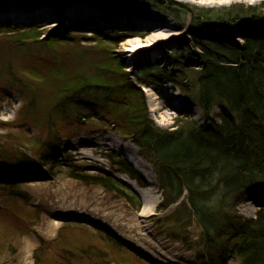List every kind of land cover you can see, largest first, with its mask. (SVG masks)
Returning a JSON list of instances; mask_svg holds the SVG:
<instances>
[{
  "label": "trees",
  "instance_id": "16d2710c",
  "mask_svg": "<svg viewBox=\"0 0 264 264\" xmlns=\"http://www.w3.org/2000/svg\"><path fill=\"white\" fill-rule=\"evenodd\" d=\"M53 1L63 8L79 0ZM83 1L106 7L122 5L129 14L154 13L176 21L182 15L190 16V25L181 30L187 29L192 43L173 51L164 66L159 61L148 62L128 72L125 60L114 56V44L105 33L93 34L87 39L90 43L83 45L82 38L73 33L45 35L35 22L27 28L0 27V49L9 61L14 60L13 65L7 62L0 68V82L4 79L13 89L17 87L24 124L31 123L39 131L32 140L20 141L18 149L0 139V168L20 175L37 170L41 163H53L48 174L54 176L62 137L112 129L134 144L152 166L162 195L158 210L175 207L165 217L173 239L187 242V230L195 223L200 229L196 247L206 264H230L232 260L264 264V209L255 218L237 211L250 191L264 188V1L257 6L237 3L210 9L183 6L175 0ZM208 29L237 34L242 44L207 38ZM29 56L39 58L16 68ZM30 80H37L38 87ZM163 80L199 106L201 123L186 116L175 121L173 130H164L151 120L143 88L160 86ZM218 107L222 113H217ZM0 129L6 130L1 122ZM24 146L32 153L25 152ZM106 157L116 173L149 187L125 158L113 153ZM70 177L117 193L136 211L143 208L131 189L107 173L90 176L72 171ZM22 184L20 179H0V212L17 211L37 221L38 212L13 209L31 200ZM100 234L120 263L129 261L125 253L135 256L114 238ZM4 238L0 232V256L11 246L10 241L4 245ZM59 242L66 250L55 264H114L107 260L111 254L105 248H76L67 238ZM43 252L41 244L36 264L42 263L44 256L37 258Z\"/></svg>",
  "mask_w": 264,
  "mask_h": 264
},
{
  "label": "rangeland",
  "instance_id": "374dc122",
  "mask_svg": "<svg viewBox=\"0 0 264 264\" xmlns=\"http://www.w3.org/2000/svg\"><path fill=\"white\" fill-rule=\"evenodd\" d=\"M175 1L183 6L210 9L229 7L237 3L246 6H257L264 0ZM67 6H64L63 10L57 7L56 13L60 18L62 17L61 20L57 19L59 20L57 28L53 31L41 28L45 35L62 31L73 33L79 35L82 38L81 43L85 45L90 43L87 39L93 34L97 33L96 35L102 36L105 33L107 39L112 40L114 44V56L125 60L128 72H134L135 68L142 65V63L159 61L161 66H164L169 62L168 56L173 51L178 48L182 50L183 46L192 43L187 29L181 30L185 24L186 26L190 25V16L182 15L179 21L173 18H160L154 13L146 15L130 14L131 16H129L123 14L122 11L125 10L122 5L114 4L106 7L83 2L74 7L75 11L79 9L77 12L80 13V19L73 21L78 22V24H70L72 20L63 17L68 13ZM88 8L91 11H87ZM90 14L94 16L90 17ZM37 18L39 17L32 18V20ZM108 18H113L116 21L123 19L124 21L121 22L122 24L112 21L107 22ZM55 20L53 19L51 22H56ZM8 22H10L9 25L5 24L6 22H0V27L13 28L19 26L27 28L33 25L30 20ZM126 22L130 23L126 24ZM147 23H149V26L156 23L168 28L169 30L167 29L165 34L167 40L160 45L150 42L148 37L151 32ZM34 25L36 26V24ZM117 25H121L124 30L119 31L120 26ZM205 36L210 39L226 38L231 42L242 44V40L237 38V34H230L223 30L208 29ZM135 41H139L140 44H134ZM38 58L29 56L26 60L19 61L16 68L23 67L22 65L25 62L35 63ZM13 61H9V57L1 47L0 68H4L7 62L13 65ZM193 65L194 68H199L195 63ZM30 81L37 84L35 87H38L37 80ZM15 88L13 89V86H10L4 79L0 82V122L4 124V129H6H0V139H3L6 143L14 144L12 147L18 149L22 146L20 141L32 140V138L39 135V131L32 127L34 125L31 123L24 124L25 117L21 116L20 111L22 102L17 87ZM143 89L147 98L150 118L158 127L164 130H173L175 121L186 116L199 123L203 121L201 109L189 100L197 109L192 108L185 111L170 106V104L182 103V101L177 96V89L168 80H163V84L160 86L151 84L150 87H144ZM157 109L161 111L157 112ZM222 112L223 108L218 107L217 113ZM9 133L13 137L9 138L8 136L6 138ZM125 141L127 140L109 128H103L95 132L86 131L74 136L72 139L62 137L57 151L59 168H55V175L51 177L48 171L53 167V163H41L37 170L33 169L20 175L14 173L10 175L0 168V179L22 180V188L26 189L31 195L29 202L13 209L22 208L28 213L31 211L38 212L40 215L39 220L34 221L29 216L17 214V211L3 210L0 212V215H2L0 232L5 234L4 245L6 242H11L8 252L0 256V264H36L35 254L41 248V244H44V252L38 256L37 260L44 256L41 264H55L59 261L60 253L66 250L59 242L60 239L64 238H67V242H75L76 248L80 249L87 246L88 249L90 245L98 246L101 249L105 248L111 254L107 257V260L119 264L120 258L114 253L116 251L107 248V242L100 233L109 235L120 243L124 249H131L135 253V256L125 253L124 257L129 259L125 264H143L137 258H142L151 264H206L200 258L199 250L196 247L200 229L196 227L195 223L187 230V242L173 239L167 233L171 226L166 227L167 220H165V217L170 216L175 211V207L166 211L158 210L162 195L157 180L155 184L148 183L150 186L148 188H153L149 194L151 203L147 207L150 214L143 216L141 214L144 209L143 201V208L136 211L117 193L111 192L101 185H87L70 177L72 171L90 176L101 174V172H112L117 178L123 176L124 174L116 173L112 169L106 155L113 153L122 156L127 161H129L126 158L127 152L131 154L135 151L139 155V149L131 142L127 141L126 143ZM24 147L25 152L32 153L29 146ZM139 157L141 156L139 155ZM141 159L145 162L144 165L147 164L151 168L153 173L152 166L142 157ZM139 168L146 174H150L148 167ZM136 171L139 172L137 169ZM140 175L142 176V174ZM153 175L155 176L154 173ZM129 179L131 178L129 177ZM131 190L134 192L132 187ZM255 201L264 202V188L249 192L246 201L239 205L238 214L246 218H255L256 213L261 208L259 206L251 212V207L253 208L252 205ZM230 264L240 263L232 260Z\"/></svg>",
  "mask_w": 264,
  "mask_h": 264
},
{
  "label": "bare ground",
  "instance_id": "6f19581e",
  "mask_svg": "<svg viewBox=\"0 0 264 264\" xmlns=\"http://www.w3.org/2000/svg\"><path fill=\"white\" fill-rule=\"evenodd\" d=\"M77 3H83L82 0H79L77 2H72L73 7L71 8V5L67 6V10L68 13L66 14V16H63L64 19H71L72 22H70V24H78V22H73L75 20H79L80 19V13L77 12V10L79 11V9L75 8L76 5H78ZM57 3L53 2L52 0H0V22H7L8 19L10 18L9 16H13L12 19L17 20V21H24V20H31L32 18L35 17H39L41 18V24L39 25L41 28H46L48 30H54L55 28L58 27V23L59 20L57 19H62V17L60 18L57 13ZM90 8L87 9V11H91L89 10ZM117 11V10H116ZM3 12V13H1ZM123 14H127L126 11H122ZM78 13V14H77ZM117 13V12H116ZM51 15V16H49ZM92 15V14H90ZM4 16V17H2ZM92 17V16H90ZM53 19H56V22H51ZM65 21V20H64ZM114 22V23H121L124 20L123 19H119L118 21H116L115 19H111L108 18L107 22ZM68 23V22H67ZM130 22H126V24H129ZM63 24V23H62ZM69 24V25H70ZM145 24V23H144ZM148 24V29L151 32V35L148 37V40L152 43H155L157 45H160L162 43L165 42V40H167L166 38V30L168 28H165V26H161L158 25L156 23H153L149 26ZM62 26V25H61ZM66 26V25H64ZM120 26L119 27V31L120 30H124V28L121 25H117ZM60 28V26H59ZM43 30V29H40ZM169 30V29H168ZM133 43V42H132ZM140 44L139 41H135L134 44ZM247 80H250L251 83H253V80L250 79V77L247 78ZM226 89L232 90L233 88L228 84L225 83L224 84ZM163 92V90H161ZM177 96L179 97V99L182 101V103H173L170 104V106L173 108V106L175 108H177L178 110H191L192 108L197 109V107L192 104L191 102H189L188 100L184 99L181 94L177 93ZM160 109H157V112H160ZM127 143V141H125ZM126 158L129 160V162L146 178V180L148 182H150L151 184H155L156 183V178L153 175L151 168L147 165H144L145 162L141 159V157H139V155L137 154V152H132L131 154L129 152H127ZM148 167L147 169H149L150 174H146L145 172H143L139 167ZM118 179H120L121 181L127 183L128 185H130L140 196V198L142 199V201L144 202V209L142 210L141 214L143 216H147L148 214H150L148 211L149 209H147L148 205L151 203V197H150V193L152 191V187L145 189L140 187L137 183H135L134 181H132L131 179H129V177L123 175L121 177H119ZM254 204L252 205L253 208L251 207V212H253V209H256L259 206L264 205L263 201L260 202H253ZM250 211V208L248 209ZM56 224V223H55ZM127 244V243H126ZM128 245V244H127ZM131 246V245H129ZM133 247V246H132Z\"/></svg>",
  "mask_w": 264,
  "mask_h": 264
},
{
  "label": "water",
  "instance_id": "95a60500",
  "mask_svg": "<svg viewBox=\"0 0 264 264\" xmlns=\"http://www.w3.org/2000/svg\"><path fill=\"white\" fill-rule=\"evenodd\" d=\"M121 181V180H120ZM123 182V181H122ZM128 187L130 186V185H128L127 183H125ZM129 188H131V186L129 187Z\"/></svg>",
  "mask_w": 264,
  "mask_h": 264
}]
</instances>
